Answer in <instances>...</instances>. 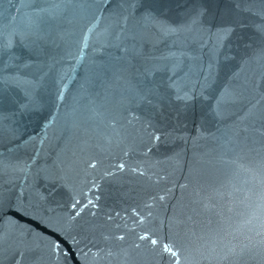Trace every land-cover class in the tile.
<instances>
[{"label": "water", "instance_id": "1", "mask_svg": "<svg viewBox=\"0 0 264 264\" xmlns=\"http://www.w3.org/2000/svg\"><path fill=\"white\" fill-rule=\"evenodd\" d=\"M0 264H264V0H0Z\"/></svg>", "mask_w": 264, "mask_h": 264}, {"label": "snow or ice", "instance_id": "2", "mask_svg": "<svg viewBox=\"0 0 264 264\" xmlns=\"http://www.w3.org/2000/svg\"><path fill=\"white\" fill-rule=\"evenodd\" d=\"M59 243V241H57V244Z\"/></svg>", "mask_w": 264, "mask_h": 264}]
</instances>
